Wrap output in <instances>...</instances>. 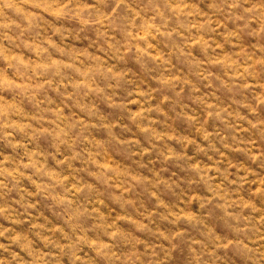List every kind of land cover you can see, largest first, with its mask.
I'll return each instance as SVG.
<instances>
[{
  "label": "rangeland",
  "instance_id": "obj_1",
  "mask_svg": "<svg viewBox=\"0 0 264 264\" xmlns=\"http://www.w3.org/2000/svg\"><path fill=\"white\" fill-rule=\"evenodd\" d=\"M39 2L0 0V264H257L264 0H75L87 22ZM166 3L195 14L150 21L138 49Z\"/></svg>",
  "mask_w": 264,
  "mask_h": 264
},
{
  "label": "clouds",
  "instance_id": "obj_2",
  "mask_svg": "<svg viewBox=\"0 0 264 264\" xmlns=\"http://www.w3.org/2000/svg\"><path fill=\"white\" fill-rule=\"evenodd\" d=\"M36 8L40 10V12L45 13L48 16L52 17H63V16H72L79 18L82 21L87 22L88 18L90 16V5H81L78 3H75V0H41V2L37 3L35 5ZM120 4H115L112 9L107 13V15L102 16L101 18H98L97 22H103L109 20L119 9ZM132 11L131 19L129 20L130 25H135L136 21L141 19L140 12H137L135 10ZM153 15L149 17V22L145 24L144 30L139 31H130L129 35L131 38V41L135 43V46L138 49H142V46L140 44V41L145 40L148 35L151 33L147 31V29H152L154 31H159L158 26L155 23H151L150 21L155 20L157 17L163 18L166 15L168 16H176V17H192L195 13L191 5L184 4V3H166L163 6H153ZM36 15H39V13H35ZM189 27H197L196 24H192ZM171 35V33H168ZM192 41H189L191 43ZM55 41L51 38H44V40L38 45L39 50L41 53L48 54L49 48L55 47ZM146 51V50H145ZM147 55L152 56L153 54L151 52H146ZM8 59L10 61H16L17 57L15 56H9ZM75 60H78V58L72 57V56H64L61 57L60 55H49L47 64H41L37 65V67H53L56 66L58 63L66 66L71 67L73 66V63ZM4 84L8 87L18 88V89H27L30 87H34L33 85H29L26 81L23 80H13L8 77L4 78ZM35 87H39V85H35ZM11 107V106H9ZM8 109H5L7 112ZM52 181L55 183L56 177L52 174H49ZM258 219L264 220V217H260ZM247 225H244L241 227V231L246 230ZM15 239V237H13ZM231 242H228L224 245H215L213 248H210L205 253L207 256H212L216 247H228L230 246ZM15 257V254H13V258ZM119 259V258H117ZM138 260V257L133 259V256L126 257L124 261L121 262V264H135V261ZM196 260L198 264H206L205 261H203L202 256H197ZM260 262H264V251L259 252V259L257 264H260ZM4 264H8L7 261L4 262Z\"/></svg>",
  "mask_w": 264,
  "mask_h": 264
}]
</instances>
